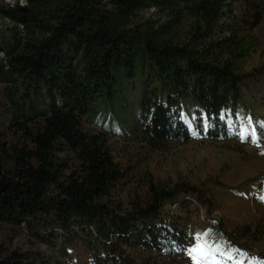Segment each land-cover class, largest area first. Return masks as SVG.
I'll use <instances>...</instances> for the list:
<instances>
[{"label":"trees","instance_id":"16d2710c","mask_svg":"<svg viewBox=\"0 0 264 264\" xmlns=\"http://www.w3.org/2000/svg\"><path fill=\"white\" fill-rule=\"evenodd\" d=\"M232 1L1 2L0 18L10 24L0 25V85L9 115L0 121V225L23 227L50 247L80 246L89 264H194V238L169 207L187 203L197 189L149 179L143 193L123 196L131 175L115 158L112 130L89 132L84 121L110 97L134 142L164 151L193 138L188 99L197 126L206 118L208 137H229L226 110L241 100L249 76L240 64L245 39L236 28L219 29ZM152 7L166 20L136 23ZM186 15L193 22L182 33ZM260 22L256 15L251 28ZM136 81L138 115L131 120L129 108L127 115L122 109ZM220 236L229 239L222 227ZM42 262L39 252L0 246V264Z\"/></svg>","mask_w":264,"mask_h":264},{"label":"rangeland","instance_id":"374dc122","mask_svg":"<svg viewBox=\"0 0 264 264\" xmlns=\"http://www.w3.org/2000/svg\"><path fill=\"white\" fill-rule=\"evenodd\" d=\"M20 1L25 4L24 0ZM1 2L14 4L16 0ZM256 15H260L261 22L251 28ZM166 18L165 13L152 7L141 11L136 23L146 26L150 21L163 23ZM192 22L187 15L183 18L182 33ZM8 24L9 21L0 18V25ZM231 28H236L245 39L248 53L240 64L249 76L241 100L226 110L232 131L229 137H208L206 118L201 116L197 126V110L188 99L183 101V106L193 138L187 143H171L164 151L152 152L136 144L131 126L113 112L114 99L110 97L100 99L89 114L90 120L84 121L89 132L112 130L115 158L131 175L124 184L123 196L143 193L149 179L182 180L197 189L196 196L186 197L187 203L169 207L181 215L186 230L194 238L189 248L194 264L197 260L199 264H264V259L259 257L264 253V0H233L219 20L220 30L228 33ZM134 85V93L126 96L122 109L127 115L129 108L131 120L138 115L136 99L140 82ZM5 103V89L0 85V121L3 122L9 120ZM220 227L229 239L221 238ZM248 227L252 236L245 230ZM198 242L209 253L207 256L191 251ZM0 246L39 252L43 257L41 264L90 263L89 255L80 246L70 250L59 245L47 246L29 236L23 227L12 229L0 225Z\"/></svg>","mask_w":264,"mask_h":264},{"label":"snow or ice","instance_id":"6c2138e0","mask_svg":"<svg viewBox=\"0 0 264 264\" xmlns=\"http://www.w3.org/2000/svg\"><path fill=\"white\" fill-rule=\"evenodd\" d=\"M194 253H198L201 256H207L209 253L205 251V248L198 242L197 245L192 248L191 250ZM195 259V257H194ZM197 264H199V261L197 260Z\"/></svg>","mask_w":264,"mask_h":264}]
</instances>
